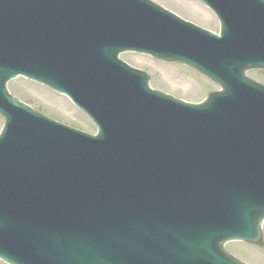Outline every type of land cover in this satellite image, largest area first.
I'll return each instance as SVG.
<instances>
[{
  "label": "water",
  "instance_id": "95a60500",
  "mask_svg": "<svg viewBox=\"0 0 264 264\" xmlns=\"http://www.w3.org/2000/svg\"><path fill=\"white\" fill-rule=\"evenodd\" d=\"M133 1L140 5H148L142 0ZM64 2L68 5L92 4L91 0H64ZM205 2L208 5H264V0H205ZM10 5H14L13 0ZM110 5L129 4L126 0H116ZM222 22L221 36H207L213 39V44L204 45L203 52L213 46L216 50L228 51L230 49L228 41H236L241 37L240 33L234 30L233 25L230 29L223 19ZM21 31L22 29L18 32L20 38L17 39L18 43H22L19 48L20 54L10 46L4 54L0 53V113L6 121L4 132L0 136V227H4L0 230V257L11 264H93L94 262L90 261L96 259L97 253L83 252V239L80 235L76 236L68 230L58 232L51 226V221L55 219L50 213V207L54 203L55 207L60 209L62 200H70L69 195L80 189L81 184L72 181L67 183L64 182L65 180L111 179L112 174L109 169L103 168L98 162L106 159V163H113L115 153L129 154L127 149H120L129 145L135 148L133 158L128 159L133 164L132 168H136L135 178L142 179L141 176H137L140 169L145 171L143 179L167 180L172 182L174 187V192L162 193L160 198L165 201L159 206L158 204L162 202L159 196L150 198L151 195L146 191L143 183L135 184V192H132L133 209L136 210L141 203L147 205V212H139L141 214L139 220L149 221L148 228L141 229L140 235L134 240L136 252L138 253L140 249L139 244L147 238L149 245L145 248V258L176 261L198 259L202 263V260L211 257L217 261L219 256L230 264H243L225 253L222 243L232 238L248 241L259 239L258 225L264 217V151H260L259 147V145L264 146V120L243 121L242 134L238 130L229 132L228 130H231L229 128L212 126L217 122L208 126L198 122L202 127L197 128L193 135L213 134L211 128L213 131L228 132L221 133L225 136L224 139L215 138L217 143L206 136L203 137L206 143L204 149L209 152L197 149L199 145L191 143L187 137L182 144L166 145L162 142V149L143 150L142 143L151 146V134L148 129H144L142 121H139L141 124L138 125L133 123L138 118L132 117L131 120L124 115L121 117L122 114L117 110L113 111L105 102L99 100L103 98L101 94L96 100L95 95L92 97L81 85L74 84L70 74L80 61L77 62L76 58L66 56L64 47L52 48L49 44L51 34L48 30L31 28L26 39L23 38L25 33ZM231 49L234 50L233 44ZM203 52L198 55L201 57ZM153 54L167 60L185 62L221 84L222 92L209 94L203 104L191 106L192 111L207 113L213 108L215 100L224 98L231 89L228 86L225 92L224 88L229 80L221 76L218 70L220 65L228 63V60L235 58V55L227 57L216 51L203 54L204 58L210 59L214 64L215 71H213L189 58L175 54H161L157 51ZM259 56L250 54L246 56L248 58L243 57V64L233 67L236 77L232 78L231 82L235 84L238 79H242L243 71L248 67H264V62ZM86 59L91 67L98 66L95 56ZM246 61L252 63L248 64ZM17 74L26 75L67 93L77 105L90 112L94 111L105 121L108 129L105 134L102 133L101 139H90V144L95 143L90 149L96 154L95 158H89L86 155L88 150L85 151V148L78 143L84 138L60 137L67 136L65 132L67 129L51 123L43 116L34 113L28 106L4 94L5 81ZM138 85L143 87L139 88V92L129 87L128 92L135 102L134 106L139 105V111L142 110L144 115L151 114L149 118L156 122V125H166L169 120L179 124L164 112L160 113L153 108L150 110L148 99L144 101L143 97L153 99L160 97L163 101H172L176 105L181 103L160 96L156 91H148L144 88V79L140 80ZM124 89L125 87L121 85H116L114 89L110 86L104 88V95L108 91L114 96V93ZM4 99L8 100L4 101ZM184 106L188 107V105ZM10 107H13V110ZM136 111L138 112V109ZM134 113L135 116L139 115L135 110ZM193 126L196 128L199 125L193 123ZM112 129H126L122 138L127 142V146L123 145L118 137L112 140ZM229 133L233 138L231 141H229ZM238 136L241 138L239 139ZM252 138L258 141L259 151L252 149L250 151L247 140ZM98 142L104 144L111 142L110 147L113 149L101 153L99 152L101 144ZM112 186L114 191L110 192L113 194L122 192L121 188ZM227 193L232 197L240 198L237 208H243L244 213L224 216ZM62 209H65V205ZM248 220L254 225V230L240 232L239 230L245 226L243 223ZM240 222L242 224L237 228L230 227V224L235 226ZM43 243L60 247L62 249L60 260L50 256L48 247L39 246ZM38 250L41 251L40 255ZM169 264H187V262L177 261Z\"/></svg>",
  "mask_w": 264,
  "mask_h": 264
},
{
  "label": "rangeland",
  "instance_id": "374dc122",
  "mask_svg": "<svg viewBox=\"0 0 264 264\" xmlns=\"http://www.w3.org/2000/svg\"><path fill=\"white\" fill-rule=\"evenodd\" d=\"M176 11L183 18L192 20L203 26L215 30L218 25L215 18L199 0H154ZM202 5V6H201ZM130 64L142 68L151 76L152 87L169 93L176 98L199 102L212 91L219 90V86L210 81L192 68L176 62H167L155 59L149 55L137 52H126L121 55ZM249 75L264 83V70L251 69ZM9 90L22 101L27 102L35 109L75 128L94 132L95 126L70 100L56 93L45 85L17 78L8 84ZM3 119L0 116V127ZM256 245V246H255ZM245 242L227 243L225 249L230 253L251 264H264V259L256 256L254 247L258 244ZM261 245H264V227H261ZM0 264H5L0 261Z\"/></svg>",
  "mask_w": 264,
  "mask_h": 264
},
{
  "label": "bare ground",
  "instance_id": "6f19581e",
  "mask_svg": "<svg viewBox=\"0 0 264 264\" xmlns=\"http://www.w3.org/2000/svg\"><path fill=\"white\" fill-rule=\"evenodd\" d=\"M262 226L264 227V221H263ZM257 247L258 248H256V247L253 248L256 252V256H259V257L264 259V245L257 246Z\"/></svg>",
  "mask_w": 264,
  "mask_h": 264
},
{
  "label": "flooded vegetation",
  "instance_id": "af4514ba",
  "mask_svg": "<svg viewBox=\"0 0 264 264\" xmlns=\"http://www.w3.org/2000/svg\"><path fill=\"white\" fill-rule=\"evenodd\" d=\"M202 6V5H201Z\"/></svg>",
  "mask_w": 264,
  "mask_h": 264
}]
</instances>
